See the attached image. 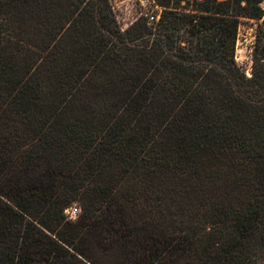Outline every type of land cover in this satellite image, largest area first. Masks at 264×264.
Wrapping results in <instances>:
<instances>
[{
	"label": "trees",
	"instance_id": "trees-1",
	"mask_svg": "<svg viewBox=\"0 0 264 264\" xmlns=\"http://www.w3.org/2000/svg\"><path fill=\"white\" fill-rule=\"evenodd\" d=\"M156 1L0 0V264H264V0Z\"/></svg>",
	"mask_w": 264,
	"mask_h": 264
},
{
	"label": "built area",
	"instance_id": "built-area-1",
	"mask_svg": "<svg viewBox=\"0 0 264 264\" xmlns=\"http://www.w3.org/2000/svg\"><path fill=\"white\" fill-rule=\"evenodd\" d=\"M114 20L120 29L125 31L138 22L152 25L158 22L163 9L156 0H107ZM224 1V0H219ZM235 62L241 72L248 78L252 75V60H238ZM68 214L75 215L76 209H68Z\"/></svg>",
	"mask_w": 264,
	"mask_h": 264
},
{
	"label": "rangeland",
	"instance_id": "rangeland-1",
	"mask_svg": "<svg viewBox=\"0 0 264 264\" xmlns=\"http://www.w3.org/2000/svg\"><path fill=\"white\" fill-rule=\"evenodd\" d=\"M264 9V3L261 5ZM261 20H254L249 18H241L239 20V26L237 31V39L235 43V57L238 60H252L253 48L255 44V38L258 33L259 24ZM76 209L75 215L68 214V209ZM66 218L70 222L76 221L80 214L79 205L75 204L64 211Z\"/></svg>",
	"mask_w": 264,
	"mask_h": 264
}]
</instances>
